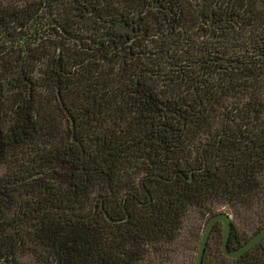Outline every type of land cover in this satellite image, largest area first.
<instances>
[{"label": "trees", "instance_id": "16d2710c", "mask_svg": "<svg viewBox=\"0 0 264 264\" xmlns=\"http://www.w3.org/2000/svg\"><path fill=\"white\" fill-rule=\"evenodd\" d=\"M225 208L264 225V0H0V264H170Z\"/></svg>", "mask_w": 264, "mask_h": 264}, {"label": "water", "instance_id": "95a60500", "mask_svg": "<svg viewBox=\"0 0 264 264\" xmlns=\"http://www.w3.org/2000/svg\"><path fill=\"white\" fill-rule=\"evenodd\" d=\"M217 221H221L223 225L221 249H222V253L228 257L237 258L241 256L244 252L249 250L251 247L256 245L258 242L264 239V225H263L255 233H253L248 239H246L240 246L236 248L229 247L228 241L232 231V220L230 214L226 211L216 212L209 217L203 229L197 248L195 264H203V256H204L206 244L209 239L211 230Z\"/></svg>", "mask_w": 264, "mask_h": 264}, {"label": "rangeland", "instance_id": "374dc122", "mask_svg": "<svg viewBox=\"0 0 264 264\" xmlns=\"http://www.w3.org/2000/svg\"><path fill=\"white\" fill-rule=\"evenodd\" d=\"M219 211L228 212V210L226 208L225 209H220ZM228 213H230V212H228ZM194 217L195 216L191 215V217H190L191 219H190V221H188V230H194V231L196 230L198 232L197 239L195 241H193L192 245H191L192 247H194V250L192 248V250H187L185 253H184V250H183L181 252V254H178L175 258H172L173 261L170 264H195V255H196L197 244H198V241H199V237L201 236L207 221H205L206 218L201 220L199 218V216H197L198 220L196 221V220H194ZM205 217H207V216H205ZM230 217L232 218L231 215H230ZM237 221H238V219H237ZM237 221L235 220L234 222L237 225H239L240 226L239 228L242 229V230L243 229L249 230L250 228H252L256 224L253 220H251V222H248V223H246V221L242 220V224H239ZM247 235H249L248 232H247ZM26 259L27 258H25L23 260H26ZM25 264H37V263L35 261L33 262L32 260L27 259V261H25Z\"/></svg>", "mask_w": 264, "mask_h": 264}]
</instances>
